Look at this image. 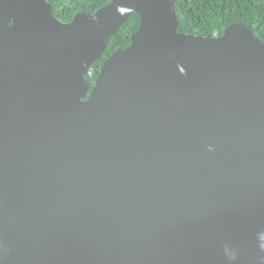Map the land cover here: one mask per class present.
Here are the masks:
<instances>
[{
  "label": "water",
  "instance_id": "1",
  "mask_svg": "<svg viewBox=\"0 0 264 264\" xmlns=\"http://www.w3.org/2000/svg\"><path fill=\"white\" fill-rule=\"evenodd\" d=\"M177 1L0 0V264H264V41Z\"/></svg>",
  "mask_w": 264,
  "mask_h": 264
},
{
  "label": "trees",
  "instance_id": "2",
  "mask_svg": "<svg viewBox=\"0 0 264 264\" xmlns=\"http://www.w3.org/2000/svg\"><path fill=\"white\" fill-rule=\"evenodd\" d=\"M55 16L63 22H70L78 12L94 13L112 0H48ZM177 11L180 20L179 31L219 36L233 22H244L264 41V0H178ZM140 16L133 13L120 30L113 35L103 57L93 63L87 75L94 85L102 63L115 51L130 45V36L137 31Z\"/></svg>",
  "mask_w": 264,
  "mask_h": 264
}]
</instances>
